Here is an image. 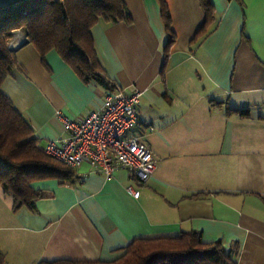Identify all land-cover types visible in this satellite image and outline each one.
I'll return each instance as SVG.
<instances>
[{
  "label": "crops",
  "instance_id": "obj_1",
  "mask_svg": "<svg viewBox=\"0 0 264 264\" xmlns=\"http://www.w3.org/2000/svg\"><path fill=\"white\" fill-rule=\"evenodd\" d=\"M122 1L131 22L99 21L90 33L106 79L141 93L133 133L156 170L139 184L126 170L107 179L81 164L71 182L33 184L47 195L35 212H14L0 189V252L7 264L111 261L135 238L197 232L237 245L236 264H264V0H211L200 34L199 0H163L174 33L164 68L159 0ZM26 41L8 43L15 66L0 91L43 148L66 135L57 112L83 118L113 90L83 83L54 50L43 65Z\"/></svg>",
  "mask_w": 264,
  "mask_h": 264
},
{
  "label": "trees",
  "instance_id": "obj_2",
  "mask_svg": "<svg viewBox=\"0 0 264 264\" xmlns=\"http://www.w3.org/2000/svg\"><path fill=\"white\" fill-rule=\"evenodd\" d=\"M160 16L167 36L163 47L166 63L174 42L169 10L163 0ZM204 33L213 20L211 0H199ZM130 23L122 0H12L0 6V87L15 66V53L7 46L14 31H21L45 65V55L54 50L83 83L94 82L114 91L97 60L91 29L99 22ZM241 113L247 114V111ZM24 119L0 91V189L11 200L14 212L27 208L35 212V202L47 195L33 184L45 180L71 182L74 169L48 157ZM111 261H41L38 264H236L238 247L225 249L220 241L206 244L197 232L171 237H138ZM0 264H7L0 252Z\"/></svg>",
  "mask_w": 264,
  "mask_h": 264
},
{
  "label": "built area",
  "instance_id": "obj_3",
  "mask_svg": "<svg viewBox=\"0 0 264 264\" xmlns=\"http://www.w3.org/2000/svg\"><path fill=\"white\" fill-rule=\"evenodd\" d=\"M140 97L138 90L125 93L116 88L105 95L99 109L83 118L70 120L57 112L66 135L47 141L44 153L71 169L87 164L107 179L119 169L126 170L139 184H145L157 164L142 136L133 133L143 123L138 112ZM127 191L133 197L138 195L132 187Z\"/></svg>",
  "mask_w": 264,
  "mask_h": 264
},
{
  "label": "rangeland",
  "instance_id": "obj_4",
  "mask_svg": "<svg viewBox=\"0 0 264 264\" xmlns=\"http://www.w3.org/2000/svg\"><path fill=\"white\" fill-rule=\"evenodd\" d=\"M11 1L12 0H0V6L4 5L6 3H9ZM17 31H18L17 33L12 34V38L9 40V42H15L16 45L20 44L21 42H23L25 40V38H26L21 31H19V30H17ZM7 46H8V44H7Z\"/></svg>",
  "mask_w": 264,
  "mask_h": 264
}]
</instances>
